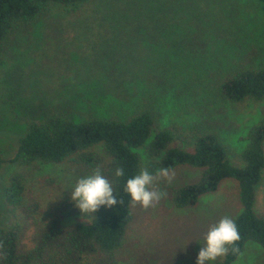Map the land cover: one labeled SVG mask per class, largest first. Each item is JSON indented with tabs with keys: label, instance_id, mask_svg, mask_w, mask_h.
<instances>
[{
	"label": "rangeland",
	"instance_id": "obj_1",
	"mask_svg": "<svg viewBox=\"0 0 264 264\" xmlns=\"http://www.w3.org/2000/svg\"><path fill=\"white\" fill-rule=\"evenodd\" d=\"M110 3L91 0L77 14L51 7L36 23L15 31L0 51V228L14 223L5 201L13 174L22 176L24 201L37 202L42 218L66 207L76 181L88 175L68 162L11 163L26 118L41 111L121 120L146 108L153 115V132L170 130L175 146L184 148L196 134L214 132L232 163L242 164L246 134L264 119V99L231 103L218 95L217 86L239 70L264 66V0L227 2L215 38L189 60L163 56L160 36L74 22L77 15L97 17ZM120 76L129 80L127 88L118 86ZM169 175L171 180L155 176L150 185L165 193L158 203L147 209L131 204L117 264H195L209 228L222 217L234 219L240 213L235 181L224 180L196 206L180 209L169 199L171 190L196 182L201 170L179 167ZM254 209L264 218V173ZM62 221L64 227L83 222L77 217ZM256 245H245L240 264H264V250Z\"/></svg>",
	"mask_w": 264,
	"mask_h": 264
},
{
	"label": "trees",
	"instance_id": "obj_2",
	"mask_svg": "<svg viewBox=\"0 0 264 264\" xmlns=\"http://www.w3.org/2000/svg\"><path fill=\"white\" fill-rule=\"evenodd\" d=\"M90 1L0 0V51H4L15 31L36 23L51 7L77 14ZM229 1L111 0L97 17L77 15L74 22L91 21L160 36L163 56L189 60L203 53V47L215 38L219 25L224 23L223 8ZM122 77L117 80L118 86L127 88L129 80ZM217 93L231 103L261 101L264 66L227 76L219 82ZM153 128V115L146 108L121 120L94 116L78 119L65 110L28 116L11 163L28 166L35 162H68L88 175L99 167L112 182L117 199L122 198L124 203L100 206L93 214L80 213L68 196L66 207L42 218L37 202L24 201L22 176L13 174L8 179L5 201L14 223L0 228V264H117L116 253L123 246L132 216L129 197L123 192L126 180L144 169L155 177L162 168L173 171L179 167L201 170V175L196 182L171 190L169 199L176 208L194 207L224 180H233L241 207L234 218L241 237L236 247L242 253L247 243H254L264 250V218L254 209L256 187L264 173V119L247 132L241 165L232 163L228 148L214 132L196 134L183 148L175 146V135L170 130L153 132ZM2 163L0 157V169ZM118 167L124 170V176L119 178L114 174ZM74 217L83 222L62 225L64 218ZM237 258L229 251L215 264H233Z\"/></svg>",
	"mask_w": 264,
	"mask_h": 264
},
{
	"label": "clouds",
	"instance_id": "obj_3",
	"mask_svg": "<svg viewBox=\"0 0 264 264\" xmlns=\"http://www.w3.org/2000/svg\"><path fill=\"white\" fill-rule=\"evenodd\" d=\"M170 169L162 168L157 176L168 180ZM115 177L124 176L123 168L115 169ZM154 176L147 169L140 171L138 175L126 180L123 192L129 197L132 205H139L142 208H149L158 203L165 193L151 190ZM70 200L80 213H94L100 206L113 207L124 203L122 198L117 199L114 194L112 182L101 174L99 167L93 169L90 175L79 178L72 188ZM241 239L236 221L228 216L222 217L215 225L211 226L204 236V243L197 254L195 264H212L218 258L225 257L231 251L238 259L234 264H240V257L243 253L236 247ZM259 248V245H256Z\"/></svg>",
	"mask_w": 264,
	"mask_h": 264
}]
</instances>
